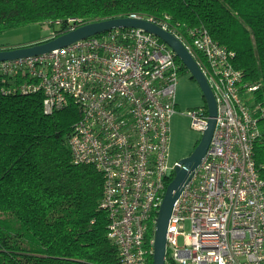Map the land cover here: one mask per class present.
Here are the masks:
<instances>
[{
	"label": "built area",
	"instance_id": "built-area-1",
	"mask_svg": "<svg viewBox=\"0 0 264 264\" xmlns=\"http://www.w3.org/2000/svg\"><path fill=\"white\" fill-rule=\"evenodd\" d=\"M174 34L207 77L218 104L217 124L200 167L190 172L170 220L166 264H264V177L255 149L264 142L261 86L245 82L234 53L204 27L174 28L138 15ZM51 41L87 23H48ZM65 29L61 31V28ZM184 64L159 37L117 28L50 53L0 63L13 87L5 93H42L46 114L75 106L79 120L68 138L75 164L104 178L100 207L122 264H149L167 187L180 161L170 162L171 120ZM186 68V67H185ZM193 131L209 124L207 106L182 113ZM182 241V244L180 243Z\"/></svg>",
	"mask_w": 264,
	"mask_h": 264
},
{
	"label": "trees",
	"instance_id": "trees-1",
	"mask_svg": "<svg viewBox=\"0 0 264 264\" xmlns=\"http://www.w3.org/2000/svg\"><path fill=\"white\" fill-rule=\"evenodd\" d=\"M131 15L169 17L179 30L204 27L234 53L244 81L261 86L257 99L264 102V0H0V36L69 18L94 23ZM11 87L0 73V264H122L100 207L103 175L75 164L68 145L77 107L49 115L42 93H5ZM255 156L263 167L264 142ZM154 236L151 227L147 241Z\"/></svg>",
	"mask_w": 264,
	"mask_h": 264
},
{
	"label": "water",
	"instance_id": "water-1",
	"mask_svg": "<svg viewBox=\"0 0 264 264\" xmlns=\"http://www.w3.org/2000/svg\"><path fill=\"white\" fill-rule=\"evenodd\" d=\"M117 28L141 29L163 40L175 52L176 56L187 68L192 79H194L199 85L208 109V128L203 133L199 144L196 146L191 155L180 161L183 167L176 169L175 178L167 187L165 197L159 211L155 228L153 254L154 264H166L168 229L175 204L183 190L184 184L190 172L200 167L207 154L214 135L218 116V104L211 85L197 61L185 47L183 42L174 34L148 20L130 17L116 18L87 24L51 41L16 47L10 50H0V63L47 54L56 49L87 39L91 36L102 34Z\"/></svg>",
	"mask_w": 264,
	"mask_h": 264
},
{
	"label": "crops",
	"instance_id": "crops-1",
	"mask_svg": "<svg viewBox=\"0 0 264 264\" xmlns=\"http://www.w3.org/2000/svg\"><path fill=\"white\" fill-rule=\"evenodd\" d=\"M25 44H28V46L31 45V43ZM177 102L178 114L171 120V152L175 157L173 158L174 160H181L182 158L190 156L199 136L198 132H196V138L188 139L185 142L182 141L183 125L186 124V126H189L190 124V119L182 113L194 108L206 106V101L199 85L192 79L188 72H184L180 77Z\"/></svg>",
	"mask_w": 264,
	"mask_h": 264
},
{
	"label": "rangeland",
	"instance_id": "rangeland-1",
	"mask_svg": "<svg viewBox=\"0 0 264 264\" xmlns=\"http://www.w3.org/2000/svg\"><path fill=\"white\" fill-rule=\"evenodd\" d=\"M50 25L48 23H46V24H32V25L24 26V27L16 29V30L9 31V32L0 36V48L6 47V46H19L21 44L38 41V40H41L44 38L47 39V37L50 36L51 32L53 31V28L50 27ZM182 134H183L182 141H184V142L188 139L191 140V139H194L197 137V133L192 130L190 124H189V126H186V124L183 125ZM198 135L199 136H198V139L196 141L195 148L199 144L203 134L198 133ZM195 148H194V150H195ZM173 158H175V157L173 156L172 152L170 151V162H171V164H174V162L181 161L182 159H184V158H182L181 160H174ZM180 243L182 244V241H180Z\"/></svg>",
	"mask_w": 264,
	"mask_h": 264
},
{
	"label": "bare ground",
	"instance_id": "bare-ground-1",
	"mask_svg": "<svg viewBox=\"0 0 264 264\" xmlns=\"http://www.w3.org/2000/svg\"><path fill=\"white\" fill-rule=\"evenodd\" d=\"M27 46H28V44H27ZM23 47V46H22Z\"/></svg>",
	"mask_w": 264,
	"mask_h": 264
}]
</instances>
